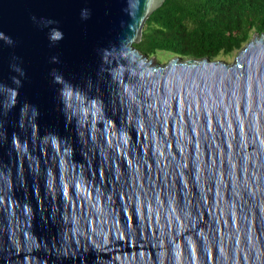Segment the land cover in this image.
Segmentation results:
<instances>
[{
  "label": "water",
  "instance_id": "water-1",
  "mask_svg": "<svg viewBox=\"0 0 264 264\" xmlns=\"http://www.w3.org/2000/svg\"><path fill=\"white\" fill-rule=\"evenodd\" d=\"M164 0H0V264H264V31L154 64Z\"/></svg>",
  "mask_w": 264,
  "mask_h": 264
},
{
  "label": "trees",
  "instance_id": "trees-1",
  "mask_svg": "<svg viewBox=\"0 0 264 264\" xmlns=\"http://www.w3.org/2000/svg\"><path fill=\"white\" fill-rule=\"evenodd\" d=\"M264 31V0H164L146 18L134 46L148 58L220 59Z\"/></svg>",
  "mask_w": 264,
  "mask_h": 264
},
{
  "label": "rangeland",
  "instance_id": "rangeland-1",
  "mask_svg": "<svg viewBox=\"0 0 264 264\" xmlns=\"http://www.w3.org/2000/svg\"><path fill=\"white\" fill-rule=\"evenodd\" d=\"M238 51L232 52L230 55H227L225 57H221L220 60L225 61L226 63H232L236 54ZM173 56L166 52V51H158L155 55L150 57L152 59V62L154 64L159 63V64H164L167 63Z\"/></svg>",
  "mask_w": 264,
  "mask_h": 264
}]
</instances>
